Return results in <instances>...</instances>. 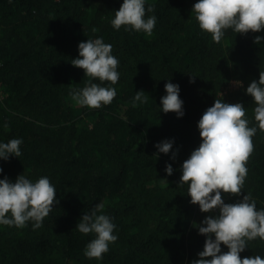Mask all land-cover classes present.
<instances>
[{
  "label": "trees",
  "instance_id": "16d2710c",
  "mask_svg": "<svg viewBox=\"0 0 264 264\" xmlns=\"http://www.w3.org/2000/svg\"><path fill=\"white\" fill-rule=\"evenodd\" d=\"M194 2L146 0L157 16L148 35L110 24L122 0H0V140L23 141L20 157L0 159V178L46 175L57 190L39 228L31 221L0 225V264H189L198 258L205 237L196 224L209 213L189 202L187 183L177 184L179 166L198 146L196 123L215 99L241 102L249 126L256 124L244 89L264 71V40L253 42L264 29L229 28L214 42L199 28ZM96 36L112 45L120 78L111 85L110 104L89 108L70 89L90 79L110 82L84 75L70 60L78 42ZM165 79L180 86L182 117L157 108ZM237 80L242 83L230 87ZM136 90L145 91L146 102L132 103ZM165 138L174 141L175 159L172 149L157 154L154 144ZM252 142L242 192L222 195L234 202L250 194L264 208V130ZM96 204L113 218L118 239L101 258H88L83 250L93 234L75 225ZM256 254L264 257L259 238L240 256Z\"/></svg>",
  "mask_w": 264,
  "mask_h": 264
},
{
  "label": "clouds",
  "instance_id": "9594fccd",
  "mask_svg": "<svg viewBox=\"0 0 264 264\" xmlns=\"http://www.w3.org/2000/svg\"><path fill=\"white\" fill-rule=\"evenodd\" d=\"M146 11L153 14L146 15ZM191 11L199 28L211 34L214 42H219L229 28L241 34L264 29V0H195ZM113 12L110 24L117 30L124 26L126 31H143L151 35L157 22L154 6L149 4L146 8V0H122ZM262 40L264 36L253 37L254 43L260 44ZM77 48L78 55L70 63L82 68L84 75L110 84L106 86L90 79L82 87L70 89L69 95L78 105L89 108L110 104L116 96V89L111 85L120 78L119 60L112 53V45L96 36L78 42ZM241 83L235 81L237 85ZM163 87L165 94L160 97L157 108L182 117L184 109L179 84L165 79ZM244 91L255 104L253 119L256 124L249 126L241 102L215 99L196 123L200 137L198 146L179 166L177 184L187 183L189 202L197 204L201 212L209 213L196 224L198 233L205 239L202 250L196 254L198 258L189 264H264V257L259 254L240 256L248 248L249 241L264 240V208H257L255 199L245 192L234 202H225L222 195L242 192L248 172L246 161L254 147L252 137L258 128L264 130V71H259L258 79L251 80ZM144 93V90L134 91L132 103L146 102L148 97ZM22 142L20 137L6 142L0 140V159L6 161L10 155L20 157ZM173 143V139L165 138L155 142L154 147L157 154H167L172 149V159H175ZM164 171L171 175L172 164L166 162ZM56 192V186L46 175L35 180L22 173L15 180L4 175L0 178V225L23 227L31 221L34 229L39 228L57 203ZM101 209L103 204H96L83 212L75 225L80 233L93 234L83 250L88 258H101L109 245L118 239L114 231L117 225ZM222 244L226 251L222 250Z\"/></svg>",
  "mask_w": 264,
  "mask_h": 264
},
{
  "label": "built area",
  "instance_id": "2783aa9c",
  "mask_svg": "<svg viewBox=\"0 0 264 264\" xmlns=\"http://www.w3.org/2000/svg\"><path fill=\"white\" fill-rule=\"evenodd\" d=\"M234 82H235V81H232V82L230 83V87H232V86L234 85Z\"/></svg>",
  "mask_w": 264,
  "mask_h": 264
},
{
  "label": "rangeland",
  "instance_id": "374dc122",
  "mask_svg": "<svg viewBox=\"0 0 264 264\" xmlns=\"http://www.w3.org/2000/svg\"><path fill=\"white\" fill-rule=\"evenodd\" d=\"M236 86H237V84L233 85V87H236Z\"/></svg>",
  "mask_w": 264,
  "mask_h": 264
}]
</instances>
